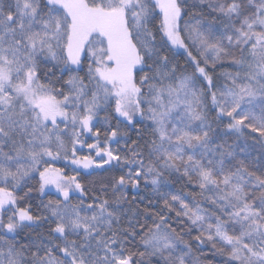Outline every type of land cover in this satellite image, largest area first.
Wrapping results in <instances>:
<instances>
[{"label": "snow or ice", "instance_id": "snow-or-ice-1", "mask_svg": "<svg viewBox=\"0 0 264 264\" xmlns=\"http://www.w3.org/2000/svg\"><path fill=\"white\" fill-rule=\"evenodd\" d=\"M0 264H264V0H0Z\"/></svg>", "mask_w": 264, "mask_h": 264}]
</instances>
